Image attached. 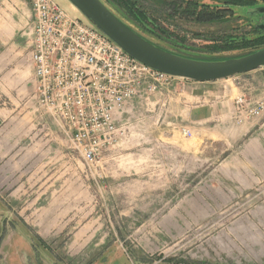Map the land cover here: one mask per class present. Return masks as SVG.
I'll return each instance as SVG.
<instances>
[{
    "label": "rangeland",
    "instance_id": "obj_1",
    "mask_svg": "<svg viewBox=\"0 0 264 264\" xmlns=\"http://www.w3.org/2000/svg\"><path fill=\"white\" fill-rule=\"evenodd\" d=\"M54 1L91 26L69 1ZM104 2L145 38L186 59L247 54L251 49H227L223 42L255 40L264 32L258 28L264 0L234 8L226 22L188 18L181 8L174 11V0H137L152 17L153 32ZM33 21L34 14L24 33L28 55ZM215 43H221L216 51ZM261 69L257 76L264 75ZM185 81L128 103L117 116L124 138L95 167L35 92L26 97L14 142L38 156L29 173L17 169L14 179L0 180V264H264V180L252 183L246 161L234 165L244 141L231 144L225 134L207 135L196 157L181 154L197 149L200 139L176 90ZM263 82L239 86L254 99ZM182 128L192 134L184 136Z\"/></svg>",
    "mask_w": 264,
    "mask_h": 264
},
{
    "label": "built area",
    "instance_id": "obj_2",
    "mask_svg": "<svg viewBox=\"0 0 264 264\" xmlns=\"http://www.w3.org/2000/svg\"><path fill=\"white\" fill-rule=\"evenodd\" d=\"M34 21L30 59L35 98L64 125L71 144L91 167L124 138L117 116L133 100H149L183 80L158 72L122 51L54 0H29ZM241 84L240 82L238 83ZM258 97L243 88L234 102L235 121L264 114V82ZM184 136L192 132L182 128Z\"/></svg>",
    "mask_w": 264,
    "mask_h": 264
},
{
    "label": "crops",
    "instance_id": "obj_3",
    "mask_svg": "<svg viewBox=\"0 0 264 264\" xmlns=\"http://www.w3.org/2000/svg\"><path fill=\"white\" fill-rule=\"evenodd\" d=\"M32 16L33 10L28 0H0L1 182L8 178L14 179L17 169L25 168L29 173L38 156V152L30 151L31 146L27 149L25 146L20 148V145L14 142L17 117L25 116V98L35 92L36 86L34 68L27 53V38L24 34ZM260 70L263 69L230 78L229 81H185L182 87L176 89L185 103V118L189 125L197 127L200 138L197 149L180 151L183 156L196 157L202 154L200 150L207 135L211 137L225 134L231 144L244 141L235 151L234 165L239 168L246 161V169L254 172L252 183L264 180V114L241 125L236 124L233 118L234 100L242 90L237 81L247 87L257 86L264 78V75H256Z\"/></svg>",
    "mask_w": 264,
    "mask_h": 264
},
{
    "label": "water",
    "instance_id": "obj_4",
    "mask_svg": "<svg viewBox=\"0 0 264 264\" xmlns=\"http://www.w3.org/2000/svg\"><path fill=\"white\" fill-rule=\"evenodd\" d=\"M67 1L79 11L93 29L132 58L163 74L193 82H214L264 68V48L248 55L225 60L186 59L141 36L102 0ZM258 12L264 14V8L259 9ZM258 28L264 31V25H259Z\"/></svg>",
    "mask_w": 264,
    "mask_h": 264
},
{
    "label": "trees",
    "instance_id": "obj_5",
    "mask_svg": "<svg viewBox=\"0 0 264 264\" xmlns=\"http://www.w3.org/2000/svg\"><path fill=\"white\" fill-rule=\"evenodd\" d=\"M102 1L104 2V0ZM215 1L217 2V4L214 6L213 5L210 6L193 0L186 2L185 0H174L173 8L174 11H176L177 8L178 9L181 8L184 16H187L188 18L192 17L193 19H196L199 22H211V21L226 22L227 20H229L231 14H233L234 8L250 7L258 3V0H215ZM111 2H113L115 6L117 7L119 6L122 10L123 15L128 17L142 30L146 29L148 32L149 31L153 32V30L150 28V26H154L153 19L146 12V10H143L138 6L137 0H111ZM117 16L121 19L119 15ZM132 29L135 30L134 28ZM135 31L139 33L141 36H143L142 33H140L138 30ZM258 32L260 31L258 30ZM260 34H263V36L255 40H245L243 38H239V37L237 38L235 36H231L225 39L223 44L227 45V49H236V48H241L246 50L251 49L250 52L244 54V55H248L264 48V32H260ZM215 44L216 45L213 47L214 51H216L215 49H218L217 45H220L221 43H215ZM244 55H240L236 57H241ZM229 58H234V57L216 58L211 60H225Z\"/></svg>",
    "mask_w": 264,
    "mask_h": 264
}]
</instances>
